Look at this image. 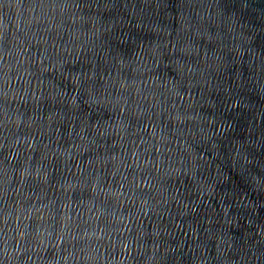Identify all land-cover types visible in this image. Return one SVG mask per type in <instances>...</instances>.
<instances>
[{"label":"water","instance_id":"obj_1","mask_svg":"<svg viewBox=\"0 0 264 264\" xmlns=\"http://www.w3.org/2000/svg\"><path fill=\"white\" fill-rule=\"evenodd\" d=\"M0 264H264V0H0Z\"/></svg>","mask_w":264,"mask_h":264}]
</instances>
